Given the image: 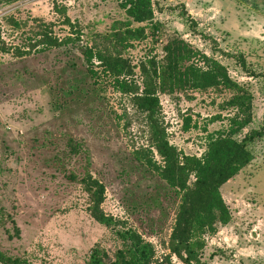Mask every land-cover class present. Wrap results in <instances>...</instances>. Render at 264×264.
I'll list each match as a JSON object with an SVG mask.
<instances>
[{
    "label": "rangeland",
    "instance_id": "rangeland-1",
    "mask_svg": "<svg viewBox=\"0 0 264 264\" xmlns=\"http://www.w3.org/2000/svg\"><path fill=\"white\" fill-rule=\"evenodd\" d=\"M119 2L0 0V43L10 48L0 51V253L4 256L21 258L25 264H85L93 247L108 255L119 247L113 228L89 217L85 194L65 178L82 166L104 187L102 212L152 246L151 264H158L167 253L178 199L135 158L136 152L148 147L143 114L102 73L96 83L79 74L84 71L80 47L89 44L91 34L107 32L114 21L125 20ZM154 3L152 22L159 28L153 32L149 23L140 24L145 38L132 42L123 56L133 65L149 56L158 59L167 39L181 38L219 61L230 79L251 95L250 123L235 139L259 128L264 116L263 81L247 77L220 52L240 53L249 69L264 71V0ZM6 17L21 27L14 28ZM64 17L72 28L64 24ZM38 23L50 24L55 37L71 41L48 51L13 56L11 49L21 48ZM75 31L79 40H74ZM72 78L79 81L78 89L65 95L62 87ZM157 96L166 140L187 156L199 157L207 135L224 131L233 113L223 107L226 92ZM213 117L218 118L211 121ZM70 145L77 153L69 151ZM248 150L249 164L219 189L231 219L217 226L214 234L204 235L201 264H264V135ZM151 159L160 164L153 150ZM170 262L180 264L174 257Z\"/></svg>",
    "mask_w": 264,
    "mask_h": 264
},
{
    "label": "trees",
    "instance_id": "trees-1",
    "mask_svg": "<svg viewBox=\"0 0 264 264\" xmlns=\"http://www.w3.org/2000/svg\"><path fill=\"white\" fill-rule=\"evenodd\" d=\"M154 0H120L118 6L123 10L125 20L114 21L107 32L93 33L89 44L80 47L79 55L84 71L80 75L91 78L92 83L99 79V73L107 77L116 92L130 97L131 105L143 114L148 134V147L135 153V158L144 167L154 171L178 199L173 222L166 242V251L158 264H171L174 257L180 264H201L200 255L204 247V235H212L217 226L228 224L231 215L223 202L219 189L244 166L249 164L252 155L248 145L264 135V116L257 129H250L240 139H235L251 120V95L238 83L230 79L225 66L212 56H207L189 43L178 37L167 39L161 46L162 56L158 59L149 56L136 64L123 56V51L132 42L145 38V27L140 24L149 23L155 32L159 23L153 21ZM192 28L195 26L184 9L179 7ZM6 22L14 28L21 25L11 17ZM63 22L69 28L72 24L64 17ZM136 24L137 26H132ZM30 36H25L20 47H13L12 55L21 57L38 52L59 48L66 42L52 34L50 24L38 23ZM79 40L77 31L74 32ZM10 48L0 43V51L8 52ZM223 56L233 59L238 68L250 78H260L264 85V71L255 73L249 69L240 53ZM92 61L96 64L93 66ZM69 65V64H68ZM72 65V64H70ZM76 66V65H75ZM74 66V67H75ZM94 68H100L96 72ZM137 71L139 82L133 80ZM79 81L72 78L64 84L62 91L71 95L77 91ZM228 93L223 107L233 111L226 119L224 131L210 133L206 137L204 151L199 157L187 156L168 144L164 127L159 119L158 94L173 96L186 95L187 92ZM218 117H213L216 120ZM151 150L160 159L156 164L151 159ZM69 151L77 153V148L70 145ZM65 178L78 184L86 197V211L97 224L113 228L119 241L111 255L98 247H93L85 264H151L154 257L152 246L143 241L137 233L128 228H119L120 224L111 216L105 215L100 204L104 198V187L93 178L85 167L73 173L69 171ZM13 224V223H12ZM118 227V228H117ZM13 234L18 231L13 227ZM0 264H25L18 257H8L0 253Z\"/></svg>",
    "mask_w": 264,
    "mask_h": 264
}]
</instances>
